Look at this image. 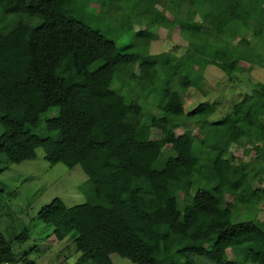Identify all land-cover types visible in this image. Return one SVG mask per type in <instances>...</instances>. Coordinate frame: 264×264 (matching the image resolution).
<instances>
[{"label": "trees", "instance_id": "16d2710c", "mask_svg": "<svg viewBox=\"0 0 264 264\" xmlns=\"http://www.w3.org/2000/svg\"><path fill=\"white\" fill-rule=\"evenodd\" d=\"M74 3L0 0V153L20 163L43 148L51 164L80 165L88 175L80 187L88 201L67 205L56 197L38 218L54 227L58 240L73 234L81 260L95 264H114L115 253L134 264H197L200 257L264 264V219L258 216L264 82L251 80L242 99L226 109L215 99L186 110L188 96L223 89L220 81L215 90L205 89L201 78L209 65L231 83L246 79L257 63L264 67L256 55L263 41L253 42L264 34V0H152L157 17L150 23L180 22V31H187L181 35L186 51L165 52L159 62L147 52L122 53L115 40L78 17ZM253 19L259 28L252 37L244 29ZM161 69L168 81L159 113L147 106L145 114L132 89L113 88L118 76L124 84L133 78L155 86ZM52 108L57 114L47 117ZM214 114L219 117L211 119ZM189 122L199 128V143ZM236 145L250 147L255 157L239 160ZM29 235L25 229L16 239ZM228 249L237 260H230ZM4 262L37 264L27 254L18 257L0 233Z\"/></svg>", "mask_w": 264, "mask_h": 264}, {"label": "rangeland", "instance_id": "374dc122", "mask_svg": "<svg viewBox=\"0 0 264 264\" xmlns=\"http://www.w3.org/2000/svg\"><path fill=\"white\" fill-rule=\"evenodd\" d=\"M103 1H106L105 4ZM151 2L152 0H75L74 6L79 18L86 21L94 29L101 31L106 37L115 40L122 53L147 52L151 58L153 57L152 60H157V62L161 60L160 57L165 52L183 54L186 51L188 41L182 36L187 31H180V27H177L180 22H177L176 27H174L175 23L169 27L166 26V22L164 25L150 23L157 17V11L152 7ZM163 2L166 3L168 0H163ZM185 2L184 10L189 7V1ZM154 6L158 10L165 11V14L171 19L174 18V15L169 10L167 11L160 2ZM182 15L185 16L184 13ZM255 27L259 28L256 20L253 19L244 31L252 36L251 31L254 33ZM143 29L146 30L141 31ZM237 39L238 37L234 42ZM258 40H262L263 44L256 50V55L258 59L259 57L264 59V34L256 37L253 42ZM260 59L259 61H261ZM157 62L152 67L159 70L160 66ZM241 65L249 67V63L246 61H241ZM135 70L139 73V68H135ZM162 73L155 86L148 83L147 80L141 82L139 79L133 78H128L124 84L118 76L113 83V88L120 92L121 88L128 92L132 89L133 96L137 97L146 114L147 106H155L158 110V105L164 98V87L168 81V74L165 70ZM244 75L246 79L231 83L221 69L209 65L201 78L205 84V89L215 90L217 88H213L215 83L220 81L218 90L223 88L219 91L222 92L216 91L207 96L200 92L188 96L186 110L191 108L190 105L193 102H211L215 99L221 100L225 105L224 109H226L230 101L242 99V93L247 91L245 86L251 85V80H253L252 82L257 80L264 82V67L257 63ZM194 89L191 87L192 93H194ZM57 112V108H52L46 115L52 117ZM147 115L149 118L153 114L147 113ZM218 117L219 114H214L210 118L216 119ZM189 124L194 132L198 133L196 135L199 143L202 136L198 126L194 122H189ZM183 130L184 128H178L177 132L180 133ZM2 131L3 126L0 123V134ZM160 136V130L153 129L152 137L159 138ZM233 152L239 160H249L255 157L254 151L250 147L236 145ZM173 154L171 153V155ZM0 169H2V171L0 170V233L10 242L13 252L18 257L27 254L37 264H95L90 258L81 260L82 252L77 251L73 234L63 240H58L53 234L54 227L38 218L39 210L56 197L61 198L67 205L88 201L80 189L82 184L88 180V175L82 167L80 165L68 167L62 162L51 164L45 159L44 149L39 148L37 157L20 163H11L4 153H0ZM236 208L239 210L242 206ZM258 216L261 220L264 219V202ZM25 229L29 230L30 235L28 239L21 242L16 239V236ZM228 255L230 260L238 259L232 249H228ZM111 258L114 264H134L116 253L112 254ZM197 264L216 263L205 257H200L197 259Z\"/></svg>", "mask_w": 264, "mask_h": 264}, {"label": "built area", "instance_id": "2783aa9c", "mask_svg": "<svg viewBox=\"0 0 264 264\" xmlns=\"http://www.w3.org/2000/svg\"><path fill=\"white\" fill-rule=\"evenodd\" d=\"M0 264H10V263H8V262H4V263H0Z\"/></svg>", "mask_w": 264, "mask_h": 264}, {"label": "crops", "instance_id": "0c3cea01", "mask_svg": "<svg viewBox=\"0 0 264 264\" xmlns=\"http://www.w3.org/2000/svg\"><path fill=\"white\" fill-rule=\"evenodd\" d=\"M234 149V148H233Z\"/></svg>", "mask_w": 264, "mask_h": 264}]
</instances>
